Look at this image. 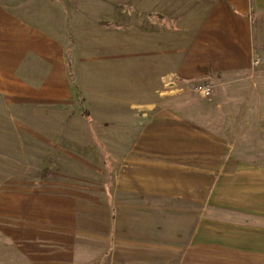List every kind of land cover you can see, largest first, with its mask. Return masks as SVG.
Here are the masks:
<instances>
[{
    "label": "crops",
    "instance_id": "1",
    "mask_svg": "<svg viewBox=\"0 0 264 264\" xmlns=\"http://www.w3.org/2000/svg\"><path fill=\"white\" fill-rule=\"evenodd\" d=\"M133 4L148 6L150 41L130 64L101 62L116 88L96 129L70 123L74 103L94 107L70 68L71 8L55 33L0 4V100L63 119L37 127L42 183L0 187V264H264V93L251 85L264 0H213L191 38L172 0ZM167 80L214 93L173 96Z\"/></svg>",
    "mask_w": 264,
    "mask_h": 264
},
{
    "label": "rangeland",
    "instance_id": "2",
    "mask_svg": "<svg viewBox=\"0 0 264 264\" xmlns=\"http://www.w3.org/2000/svg\"><path fill=\"white\" fill-rule=\"evenodd\" d=\"M110 1L0 0V4L7 6L13 12L28 18L36 25L43 26L48 31H55V33L57 30L53 28V18H57L60 23L62 21L64 23L68 19H62V8L63 6L71 8L73 39L72 47L69 49L70 68L74 76V82L80 84L82 79L83 92L94 106L93 114L90 112V107L87 106L91 115L89 117L80 116L82 111L76 103L72 107L70 106L69 110L74 111L70 122L73 125H91L92 129H96L102 122L100 119L101 113L105 112L100 107L101 95L102 93L115 91L116 86L105 83L106 81L101 76L103 66L101 62L117 61L124 55L125 62L130 64L134 56V44H140L141 42L143 46L148 45L150 41L147 34L148 28L139 30L137 27L139 23H147L151 19L147 12L148 6H145L144 10L146 11H142L140 14L138 12L139 7L133 4V0H125L124 4L109 3ZM212 1L172 0L173 25L184 27L183 30L179 28V31L181 30L184 33L189 28L188 35L191 38L193 29L201 22L203 13L210 7L209 4ZM168 18H170L169 15H167ZM140 31L145 32L141 37L138 36ZM117 46L124 47L125 52L117 51ZM260 56L264 58V55ZM254 71L257 73L256 75H259V78L254 79L251 83L253 90L257 93H264V66L254 67ZM167 81L163 92L173 96L187 94L197 96L189 89L201 85L194 83L179 87L176 86L173 80ZM171 83H174V86H168ZM211 85L215 87V85ZM181 88H187V91L182 92ZM244 89L243 86L242 90ZM81 95L82 93L79 91V96ZM81 100L83 101V97H81ZM143 103L147 102L144 101ZM95 104L97 105L95 106ZM83 106H86V103ZM165 107L164 100H159L153 112ZM41 110L37 106H21L16 103L11 105L0 100V187L5 183L25 184L27 182L30 186L38 187L42 183V181L36 179L43 168L48 167L43 166V164L47 154L50 153L49 155H51V149L42 150L37 148V127L38 125H46L51 128L54 124L59 126L63 119L56 117L54 121L55 118L50 115L45 118L39 117L38 113L43 111ZM48 139L52 141V134ZM96 151L100 150L96 149ZM237 151L241 150L237 149ZM259 151H262L263 155L261 156L264 158V149ZM5 178L9 180L5 181ZM47 182L45 181V183ZM4 250V246H0V254H3Z\"/></svg>",
    "mask_w": 264,
    "mask_h": 264
},
{
    "label": "built area",
    "instance_id": "3",
    "mask_svg": "<svg viewBox=\"0 0 264 264\" xmlns=\"http://www.w3.org/2000/svg\"><path fill=\"white\" fill-rule=\"evenodd\" d=\"M254 67H260V66H264V58L261 56L256 57L254 63H253ZM168 86H174V83L169 84ZM182 92L187 91V88H181L180 89ZM191 92L195 93L196 95L202 97V98H206L209 99L213 96L214 93V87L211 84H201V85H197L194 86L193 88L189 89ZM188 90V91H189Z\"/></svg>",
    "mask_w": 264,
    "mask_h": 264
},
{
    "label": "trees",
    "instance_id": "4",
    "mask_svg": "<svg viewBox=\"0 0 264 264\" xmlns=\"http://www.w3.org/2000/svg\"><path fill=\"white\" fill-rule=\"evenodd\" d=\"M80 103H83V101L81 100ZM85 115H88V112L84 111Z\"/></svg>",
    "mask_w": 264,
    "mask_h": 264
}]
</instances>
